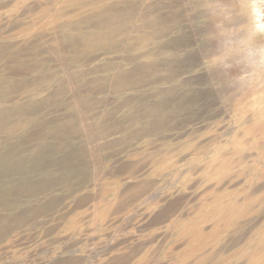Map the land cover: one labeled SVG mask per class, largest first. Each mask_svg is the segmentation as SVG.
<instances>
[{"label": "rangeland", "instance_id": "obj_1", "mask_svg": "<svg viewBox=\"0 0 264 264\" xmlns=\"http://www.w3.org/2000/svg\"><path fill=\"white\" fill-rule=\"evenodd\" d=\"M264 0H0V264H264Z\"/></svg>", "mask_w": 264, "mask_h": 264}, {"label": "clouds", "instance_id": "obj_2", "mask_svg": "<svg viewBox=\"0 0 264 264\" xmlns=\"http://www.w3.org/2000/svg\"><path fill=\"white\" fill-rule=\"evenodd\" d=\"M245 72L241 86L253 94L264 89V48L249 51L244 57Z\"/></svg>", "mask_w": 264, "mask_h": 264}]
</instances>
